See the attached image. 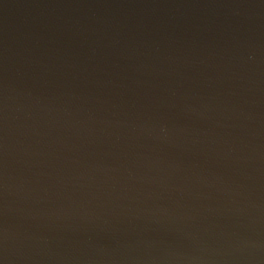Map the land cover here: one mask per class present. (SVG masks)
<instances>
[{
	"label": "water",
	"instance_id": "1",
	"mask_svg": "<svg viewBox=\"0 0 264 264\" xmlns=\"http://www.w3.org/2000/svg\"><path fill=\"white\" fill-rule=\"evenodd\" d=\"M0 264H264V0H0Z\"/></svg>",
	"mask_w": 264,
	"mask_h": 264
}]
</instances>
